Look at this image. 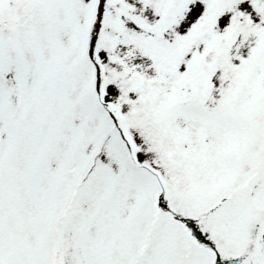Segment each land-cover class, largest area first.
Returning <instances> with one entry per match:
<instances>
[{
	"label": "snow or ice",
	"instance_id": "obj_1",
	"mask_svg": "<svg viewBox=\"0 0 264 264\" xmlns=\"http://www.w3.org/2000/svg\"><path fill=\"white\" fill-rule=\"evenodd\" d=\"M0 264H264V0H0Z\"/></svg>",
	"mask_w": 264,
	"mask_h": 264
}]
</instances>
